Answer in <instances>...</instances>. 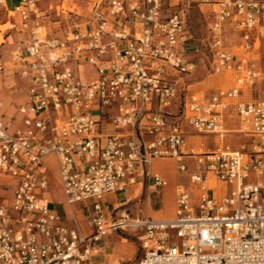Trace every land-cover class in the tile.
<instances>
[{
    "label": "built area",
    "instance_id": "2783aa9c",
    "mask_svg": "<svg viewBox=\"0 0 264 264\" xmlns=\"http://www.w3.org/2000/svg\"><path fill=\"white\" fill-rule=\"evenodd\" d=\"M42 1L14 9L28 39L10 61L29 87L18 124L0 102V175L14 182L0 205V264H111L95 262L110 234L137 243L134 259L116 264H264V98H253L263 72L249 58L264 41V0H186L171 11L170 0H101L62 37L45 33ZM191 3L211 18V72L233 77L207 98L179 84L196 66L184 50ZM227 119L251 140L248 150H185L186 128L223 136ZM154 159H174L187 178L174 216H133L128 202L108 209V194L167 186Z\"/></svg>",
    "mask_w": 264,
    "mask_h": 264
},
{
    "label": "rangeland",
    "instance_id": "374dc122",
    "mask_svg": "<svg viewBox=\"0 0 264 264\" xmlns=\"http://www.w3.org/2000/svg\"><path fill=\"white\" fill-rule=\"evenodd\" d=\"M101 0H64L63 5L61 6L64 11V16H66V13L68 12H74L77 15H74V13L68 14L69 16H72L77 18L78 20L84 22L87 21L90 18L91 12L94 10V8L97 6ZM186 0H170V3L172 4L171 8H168L169 11L174 10L176 7L175 5L184 4ZM12 16V15H10ZM211 18L207 12V9L203 6H197L194 3H191V7L189 9L188 13V21L186 24V38L190 37L188 41H186L184 45V50L186 51V54L190 58V60L196 65L195 69L191 72V74L180 76L181 80H179V84L184 83L186 85V88L188 87V94L189 95H200V97H208L212 93L218 92V91H226L229 89L232 85L230 84V80L232 81L233 77L232 75L221 73V74H213L210 71L209 65H210V55L204 46L203 39L206 36L208 24L210 23ZM9 28V25H7ZM228 40L233 45L234 40L232 36L228 38ZM258 46V49L255 51H252L249 55V58L257 64L262 72H263V81L259 84L257 91V96L264 98V41L260 42ZM225 77V81L227 82L226 85L221 86L218 81ZM18 79L12 78V80L9 82V86H11L12 91L15 92V96L13 97L12 101L14 102V107L18 103L22 101V95L21 91L23 90V87L21 85H18L19 82H17ZM256 96H253L255 98ZM186 133L188 137L193 136H203V137H212L213 135H199L191 131L190 129L186 128ZM227 140L230 141L229 147L230 150H240L243 148V150H248L250 148L251 140L244 136L243 134L238 133H232L229 132L227 134ZM212 143V142H211ZM214 150L215 148L211 147H204L202 148L201 152H210ZM196 152V151H195ZM188 169L192 168V164L189 162H184ZM177 163L169 160V159H154L152 161L151 169L154 173H158L163 179H165L168 183L167 186L163 188H159V203L155 199L151 198L150 208L151 211H158L157 216H174V210H175V185L181 184L182 186L187 185V178L183 175H180L176 171ZM53 166L51 165V168ZM51 170V169H50ZM51 180V187H50V194L55 200L59 201L62 198V194L59 189V185L55 179L54 176L50 175ZM13 186L14 182L9 181L4 176L0 175V205L4 202H7L12 194V188L9 186ZM145 190V189H144ZM126 194V193H125ZM140 191L136 192V195L139 196ZM139 200V199H138ZM143 200V196L140 198L139 201ZM107 201L112 203L114 202L113 196H109L107 198ZM130 205V204H129ZM79 207H82V205H79ZM78 207V208H79ZM138 210H145V206H142V204H138L137 206ZM135 211L134 209L130 210ZM135 214V213H134ZM140 214V213H139ZM82 220V219H81ZM67 224H72V218L69 215L66 220ZM81 227L84 231H88L86 228L85 222H80ZM132 241V240H131ZM122 247H117L116 252L125 254L130 256L131 259H134V257L137 254V243L135 241L132 242H125L122 241ZM110 253H113L112 251H109ZM109 260V263L116 264L118 261H120L119 257L116 258L115 256H109L107 257Z\"/></svg>",
    "mask_w": 264,
    "mask_h": 264
},
{
    "label": "crops",
    "instance_id": "0c3cea01",
    "mask_svg": "<svg viewBox=\"0 0 264 264\" xmlns=\"http://www.w3.org/2000/svg\"><path fill=\"white\" fill-rule=\"evenodd\" d=\"M63 3H64V0H43L42 2L38 4V9L42 15L41 23H42L43 29L45 33L51 37H62L69 30H71L74 26L83 25L81 24L82 21L78 20L75 17L72 18L73 15L72 16L68 15V14L74 13L73 11L66 13V16H64V11L61 7ZM22 5H23L22 0H0V55L6 66V70L4 74L0 76V102L3 105L4 117L6 119L13 118L14 123H17V124L19 122V116L17 114V107L24 103L27 89L29 87V81L27 79H23L15 74L17 70L10 61L11 52L16 48L21 47L28 39V32L24 27L21 26V19L19 15L17 13H14V9ZM74 15H77V14L74 13ZM7 25H9V28L7 27ZM209 68H210V65H209ZM12 78L18 79L17 81L19 82L18 85H21L23 87V90L20 92L22 95V101L18 103L16 107H14L13 105L14 102L12 101L13 97L15 96V92L12 91L11 86H9V82L12 80ZM218 83L221 86L226 85L227 82L225 81V77L223 76V78H221L218 81ZM230 84L232 85L231 80H230ZM188 89L189 88L187 87V90ZM254 96H257V94L255 93ZM198 97H200V95H198ZM242 99L245 100V92L242 96ZM173 110H175V106L173 107ZM237 127H238V122L236 120L227 119L225 121L226 134H224L223 136L213 135L212 137H203V136L188 137L186 135L185 150L201 152L202 148L204 147L205 148L206 147L215 148L214 150H216L217 148L224 147V146L229 147L230 141L227 140V134L229 132L234 133ZM209 150L210 149H208V151ZM232 151H236V150H232ZM169 160L176 162L174 159H169ZM184 162H189L191 164L193 163L192 159H188V158H185ZM46 165L49 168H51V165H53L52 168H54L53 159L52 158L48 159V162ZM177 166H176V171H177ZM154 174H158V173H154ZM178 186H182V185L181 184L175 185V193H176V187ZM138 191H140L139 196L136 195V192ZM159 193H160L159 188H157L156 190L148 191L146 182L145 183L139 182L136 185L130 187L126 192L108 194L107 196H105L104 201L108 205V209L110 210L112 209V207L116 208L128 202L130 204V205L128 204V207L130 208V210L131 209L135 210L132 212L130 211V213L133 216H136L140 213V215L142 216H147V217H152V218H157V219H171L172 218L171 216L160 217V216H157L158 211L149 210L151 198L154 200L156 199L159 203V198H160ZM109 196L110 197L113 196L114 202L110 203L107 201V198ZM142 196H143V200L139 201ZM52 201L54 202V204H56L55 206L59 208L57 204H60L63 202V196L61 200L59 201L55 200V198L52 197ZM139 203L142 204V206H145L144 211L143 210L136 211ZM77 209L78 208L76 207L74 208L75 211H77ZM122 211H123V208H120L115 213V215L119 216ZM63 214H64L62 217L63 221L65 222V224H67L66 220H67V217L70 215V211L68 210V208H63ZM80 220H81V217H80ZM67 225H71V224H67ZM122 241L132 242L129 239H125L122 236H118L114 234H110L107 237H105L102 243L103 245L102 253L96 258L95 262L109 263V260L107 259V257L109 256H115L116 258L119 257L120 261L130 260L131 259L130 256L116 252L117 247H122V243H121ZM109 251H112L113 253H110Z\"/></svg>",
    "mask_w": 264,
    "mask_h": 264
}]
</instances>
